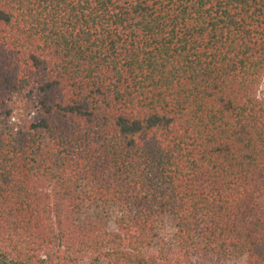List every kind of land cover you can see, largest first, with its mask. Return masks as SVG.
Instances as JSON below:
<instances>
[{"label":"trees","instance_id":"trees-1","mask_svg":"<svg viewBox=\"0 0 264 264\" xmlns=\"http://www.w3.org/2000/svg\"><path fill=\"white\" fill-rule=\"evenodd\" d=\"M263 78L264 0H0V264H264Z\"/></svg>","mask_w":264,"mask_h":264},{"label":"rangeland","instance_id":"rangeland-1","mask_svg":"<svg viewBox=\"0 0 264 264\" xmlns=\"http://www.w3.org/2000/svg\"><path fill=\"white\" fill-rule=\"evenodd\" d=\"M259 97L264 98V78L262 80L260 89H259ZM28 103H26V100L24 98H19L15 100L13 109H12V115L11 120L15 124L22 125L24 123H27L28 118ZM88 208H85V212L87 214L95 213H101L107 216L108 220V227L109 229L115 228V222L117 217L121 214L120 208H118L115 205H108L103 206L100 204H90L87 205ZM160 228V235H162L166 242L173 243L175 242L174 239L176 228L174 226V221L171 217L165 216L161 220V223L159 225ZM89 262V261H88ZM88 262L84 261V264H89ZM225 264H245V257L244 256H236L231 257L230 260H228Z\"/></svg>","mask_w":264,"mask_h":264}]
</instances>
